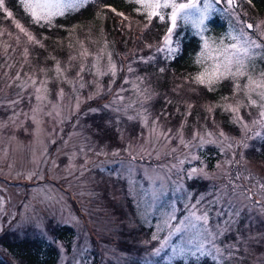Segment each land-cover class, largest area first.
<instances>
[{"label": "rangeland", "instance_id": "1", "mask_svg": "<svg viewBox=\"0 0 264 264\" xmlns=\"http://www.w3.org/2000/svg\"><path fill=\"white\" fill-rule=\"evenodd\" d=\"M184 2L187 0H177ZM203 3L201 0L200 7ZM238 5L234 11H225L224 3L213 0L203 25L196 24L195 18L178 22L179 35L174 39H179L180 47L175 56L182 52L185 34L195 36L199 42L197 68L179 79L170 72L175 85L169 84L165 93L160 87L166 83L163 74L175 56L166 58L155 48L167 22L154 18L149 23L142 16L143 27L162 23V37L142 41L140 50L131 47L127 53L131 59L120 65L102 24L69 29L54 50L46 44L45 33L31 32L16 16L8 17L0 10V235L14 232L19 238L54 242L53 226L69 225L75 236L70 247L61 240L56 242L58 264H92L96 254L104 264H188L205 259L214 264H264V189L260 187L264 162L256 161L253 154L264 143V127L252 123L259 109L246 106L244 92L234 90L236 83L243 88L247 78H226L214 85L213 91L232 82L229 93L219 100L199 101L204 121L192 114L196 105L191 96L200 94L184 86L186 82L190 88L197 85V91L206 88L193 77L211 67L218 48L235 43L233 37L242 27L253 35L255 26L264 30V14L251 11L242 0ZM98 17L103 21L101 14ZM215 18L224 25L221 32L212 27ZM249 23L254 29L245 27ZM36 26L42 30L48 25ZM28 34L40 44L29 41ZM85 49L88 55L81 56ZM152 56L155 59L149 60ZM98 57L100 70L107 73L111 60L116 75H97ZM57 62L63 75L55 70ZM246 63L254 78L264 71L260 56ZM155 66L158 73L142 71ZM169 93L180 97L174 101L167 97ZM160 99H165L163 111L155 105ZM237 104L247 128L234 122L236 114L227 109ZM217 109L229 116L234 130L225 129L216 119ZM102 114L103 128L113 133V139L101 136L104 129L96 125ZM176 114L183 117L178 119ZM92 117L95 121H89ZM93 122L95 127L89 131ZM221 131L224 136L219 135ZM201 137L215 143H202ZM193 168L203 169V173L189 178ZM127 203L136 216L132 224L125 212ZM192 211L198 216L207 211V225L191 219ZM189 219L197 225L195 229L173 232ZM126 222L133 229L139 227L137 223L143 226L138 234L144 237L139 249L131 240L121 244L118 231ZM153 235L158 239H152ZM189 239L203 243L205 255L178 254L176 250L192 247ZM157 248H161L159 254Z\"/></svg>", "mask_w": 264, "mask_h": 264}, {"label": "trees", "instance_id": "2", "mask_svg": "<svg viewBox=\"0 0 264 264\" xmlns=\"http://www.w3.org/2000/svg\"><path fill=\"white\" fill-rule=\"evenodd\" d=\"M101 2L100 4L91 3L87 5L85 8L81 9L80 11H75L74 13L66 14L62 17H57L52 23V26H46L42 30L41 28H37L36 24L32 23L30 17L28 14L23 10V8L19 4V0H5V4L9 11L13 13L14 16L20 21V23L23 26H26L31 32H38L39 34L45 33L48 37L46 39V44L51 49L55 50L56 45L58 44V41L62 38L66 37V34L69 29H73L76 26H80L81 24L85 25H93L96 27L99 24H102V27H104L106 33L109 35L110 44L112 45L113 55H115V59L117 62H119L120 65L124 64L125 59H131L130 54H127L131 47H136L139 50L143 46V42L147 41L149 42L154 36H157L159 38L162 37V32H164V26L162 23L159 22L151 26L143 27V20L144 15L139 14L137 11H135V6L130 0H98ZM242 3H244L245 6H248L249 9L252 11V9L255 10L258 14H264V0H252V4L247 2V0H242ZM96 4V5H94ZM105 5L109 7H105ZM116 9V13H124V15L127 17L125 20L123 17L117 15L116 13L112 12L111 9ZM98 14H101L103 16L102 18L98 17ZM219 25V26H218ZM212 27L215 31L221 32L224 29V25H222L219 21V19L215 18V20L212 22ZM133 28H139L136 29V31ZM146 35V36H145ZM146 38H145V37ZM143 41V42H142ZM184 45L182 47V52L175 56L174 60L170 61L167 64V72H164L163 76L165 77V82L163 86L161 87V90L163 93H165V89L167 91L170 90L168 87L169 84H172L174 88V80L175 78L171 75L170 72L174 71L177 76V79L179 77L184 78L186 74H188V71H193L197 68V64L195 61V50L198 48L199 42L195 36L190 37V35L187 33L184 36ZM59 49V48H58ZM56 49V50H58ZM58 52H61V49L58 50ZM128 55V57H127ZM126 68V67H125ZM158 73V66H155L153 68H144L142 71H145L146 73H149L151 71ZM142 71H139V73ZM161 74V73H160ZM167 74H170L171 76H167ZM161 77V76H160ZM164 77H162L164 79ZM172 77V78H171ZM169 79V81H168ZM177 84V82H176ZM232 82L228 81L225 85L223 83L221 86L218 87L215 91H207L206 88H199V91H197V85H193V88H190L187 86V83L184 82V86L188 87L190 90H193V92H198L200 95L197 97L196 95H193V101L196 105V110L192 114H195L196 116H199L200 119L204 121V112L203 109H200V100H213L217 101L222 96H225L229 93V89ZM160 85V84H159ZM179 85V84H178ZM173 93V92H172ZM204 94V95H201ZM167 97L172 98V100L176 101L177 98L180 97L179 94L175 93L174 95L169 93ZM171 100V101H172ZM164 100H159L156 102V106L160 108L162 111L164 110V106L166 103H164ZM174 105H171L169 107V110L173 108ZM195 109V108H194ZM106 115V113H104ZM104 114L100 117L101 123L93 122L89 127L88 130L91 131L95 127V123L98 128L104 129ZM191 115V114H190ZM176 118L181 119V116L179 114L175 115ZM216 119L221 121L222 125H224L225 129H228L230 131L234 130V125L229 122V116L220 109H217L215 112ZM183 117V116H182ZM191 119L194 118V115H191ZM96 119V118H95ZM95 121L93 117L89 119V121ZM106 121V119H105ZM208 122V121H206ZM102 133L101 136H105L106 138H109L112 136V139L114 138L113 133L109 131H105ZM264 142V141H263ZM261 148L260 151L253 153L256 158V161H263L264 162V143L260 144ZM255 151V150H254ZM128 205V208L126 209V215H128V222L132 224L134 218L136 217L134 214V211L132 207L127 203L125 206ZM137 222V220H136ZM121 223L120 228L118 231V235L121 234L122 238V245L123 243H129L131 240L135 243V246L139 249V241H141L144 237H142V233L140 235L139 232L142 230L143 226L140 223H137L139 227L130 228L128 227V224ZM52 240H48L46 238H38L33 237H21L14 235V232L7 233V234H1L0 235V264H58L59 259V250L56 245V242L61 240L64 243L67 244L68 247H70L72 238L75 236V230L71 228L69 225L64 224L62 225H55L52 228ZM139 229V230H138ZM127 247V246H126ZM128 248V247H127ZM93 262L92 264H104L103 259L100 258L98 254L95 256H92ZM106 264H113L112 262H108ZM188 264H214L210 261L202 260V261H191Z\"/></svg>", "mask_w": 264, "mask_h": 264}, {"label": "snow or ice", "instance_id": "3", "mask_svg": "<svg viewBox=\"0 0 264 264\" xmlns=\"http://www.w3.org/2000/svg\"><path fill=\"white\" fill-rule=\"evenodd\" d=\"M90 0H19L20 6L23 10L31 17L32 23L44 26L47 24L48 26H52L53 20L56 17H62L71 12L80 11L82 8L89 4ZM133 2L138 6L135 11L144 15L149 23L153 21V19H158L161 22H167L168 27L166 29L165 34L161 39V43L159 46L155 48L156 53L165 54L166 58H174V56L178 53L180 47L179 39H174V37H178L179 33L177 29L180 27L179 21L188 22L195 18L194 22L198 25H203L205 19L208 18L210 10L213 7V0H204L203 7H200L201 0H187L184 3H177V0H133ZM216 4L224 3L225 11H234L239 5L238 0H214ZM247 2L251 5L252 0H247ZM105 7H109L105 5ZM165 9H170V11L165 12ZM0 10H2L8 17H11L13 13L9 11L5 7V0H0ZM112 12L116 13V9H111ZM117 15L123 17L125 20L127 17L124 13H116ZM148 25L146 24L145 27ZM16 27L20 29L21 32H26V30L19 24H16ZM247 29H254L253 24H246ZM255 35L245 31V28L242 27L239 31V34L233 37L235 43L228 44L226 46H222L216 50L217 55L213 58L214 63L211 67L204 68L203 71L199 72L196 76L193 77V80L198 85L205 86L209 91L214 90V85L218 84L222 79L230 78L232 80H237L239 77L244 76L247 78V83L241 87L239 83L234 84V90L239 92L243 91L245 98L247 100L248 107L258 108V118L253 120L252 123L255 125H260L264 127V71L259 73L258 78H254L248 72V63L247 60H250L253 57L260 56L264 59V30H260L259 26H255ZM27 34V33H26ZM29 41L34 44H40V41L35 40L31 34H28ZM41 47L43 45L41 44ZM147 47L151 48L152 45H147ZM205 49L209 48L208 41L204 42ZM88 55L87 50L85 49L81 56ZM110 55V54H109ZM71 59H75L74 57ZM149 60L155 59L154 56L149 57ZM99 57L97 58V66H96V74L97 75H106L111 73L113 76L116 75V65L109 60L108 70L106 72H102L98 67ZM235 69V70H233ZM56 72L59 75H63L64 69L60 67L59 62L56 65ZM161 69L160 71H163ZM80 71H85L83 65L80 67ZM90 71V69H89ZM129 71H132L129 68ZM79 75V74H78ZM71 83V81H69ZM84 85L81 84L80 87ZM41 89H37V93H40ZM96 95H99V87ZM94 97H89V99H93ZM37 99H42L40 95H37ZM227 99V98H225ZM191 107V106H189ZM239 108L240 104L233 107L232 105H228L227 109L236 114L235 121L242 123L245 128L248 127L246 123L243 121V117L239 116ZM211 111V107L208 109ZM91 111H96L92 109ZM212 133H208V136H211ZM220 136H224V133L221 131ZM257 136H260L261 133L257 132ZM202 143H215L212 140H204L201 137ZM248 145H245L247 147ZM231 147V145H229ZM203 169H191L189 173V178H194L197 174H202ZM260 187L264 189V184H261ZM260 203V201H257ZM195 207V206H193ZM190 218L195 221L204 222L207 225L209 220V216L207 211H205L202 215H196L195 211L190 213ZM170 219H176L175 215H170ZM185 224L183 221L180 225H177L174 229V233H181L187 229H195L197 227L196 224L191 222ZM167 223V221H166ZM172 233H170L171 235ZM152 239L156 240L158 237L153 235ZM188 244L192 247L181 248L176 250L178 254H188L191 256H196L197 253L200 255H205L203 252V243H195L194 240L189 239ZM165 247V244H161V248ZM161 248L155 249V253L159 254ZM195 248V251L192 250ZM219 251V249H217Z\"/></svg>", "mask_w": 264, "mask_h": 264}]
</instances>
